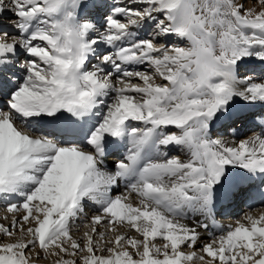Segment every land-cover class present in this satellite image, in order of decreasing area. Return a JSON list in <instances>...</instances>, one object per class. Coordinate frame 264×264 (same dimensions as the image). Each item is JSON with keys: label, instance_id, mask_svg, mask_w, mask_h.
<instances>
[{"label": "bare ground", "instance_id": "bare-ground-1", "mask_svg": "<svg viewBox=\"0 0 264 264\" xmlns=\"http://www.w3.org/2000/svg\"><path fill=\"white\" fill-rule=\"evenodd\" d=\"M232 1L0 0V66L17 80L0 89V264H264V203L241 186L262 170L264 106L224 128L264 101V7ZM70 86L84 132L41 135Z\"/></svg>", "mask_w": 264, "mask_h": 264}, {"label": "rangeland", "instance_id": "rangeland-1", "mask_svg": "<svg viewBox=\"0 0 264 264\" xmlns=\"http://www.w3.org/2000/svg\"><path fill=\"white\" fill-rule=\"evenodd\" d=\"M148 1H150V0H138V2L139 3H141V4H143V5H145L146 3H148ZM157 1H159V0H153V5H155L156 3H157ZM176 1H180V0H176ZM230 1H232V0H230ZM233 3H235V5H237L239 8H238V12L240 13V15H243L244 13H246V12H248V13H250V9H253L255 6H260V7H264V0H234V1H232ZM107 3V2H106ZM126 3V2H125ZM127 5H128V3L127 4H125V7H127ZM140 9H143V8H141V7H139ZM263 9V8H262ZM91 10H95V9H91ZM89 12H90V10H88ZM138 11H140V10H138ZM156 13V15H157V17H159V20H163V14H162V12L161 11H156L155 12ZM100 15V16H99ZM10 14L9 15H7L6 16V18L7 19H9L10 18ZM97 16H99L97 19H100V18H106V17H114L115 16V14H113L111 11H110V9H109V6L107 7V8H105V9H102L101 11H99V14L97 15ZM191 22H193V21H191ZM122 24H124V22H122ZM128 26V25H127ZM95 28V25H92V28ZM93 28V29H94ZM186 28L188 29V30H190L191 28L189 27V24L187 23L186 24ZM198 28V30H196V28L193 30V34L197 37V39H196V43H197V46L199 47V49H198V51H200V53H199V55H198V59H199V61L201 62V63H204V60H205V53H204V48H206L207 47V42L205 41L204 42V40L200 37V35H199V31L201 30V27H197ZM151 30V29H150ZM149 31V28H148V30H146L145 32H144V34L143 35H145V36H149L150 35V33L151 32H148ZM141 32H142V30H141ZM96 33V35H98L99 34V32L98 31H96L95 32ZM148 38V37H147ZM108 51V48L107 49H105L104 51H101V52H99V54L102 56V54L104 53V52H107ZM247 65H248V63H247ZM248 67V66H247ZM237 68H238V70L241 68V66H239V67H236V70H237ZM237 70V71H238ZM149 71H150V73H154L150 68H149ZM155 74V73H154ZM248 74H251V73H248ZM264 74V73H263ZM243 75H246V73H244L243 72ZM155 76V78L159 81V76H156V75H154ZM10 79L12 80V81H14L12 84H13V86H15L16 84H17V80L16 79H13V78H11L10 77ZM7 84H9L10 82H6ZM115 89L116 90H118V88L117 87H115ZM115 90V91H116ZM142 90H143V88H142ZM0 96H2V97H4V95H0ZM107 95L105 94V95H103V99H105V97H106ZM114 97V96H116L114 93H112V95L110 96V97ZM5 97H6V95H5ZM109 97V94H108V96L106 97V99H108V102L110 103V102H112V98H108ZM8 97H6V99H5V101H0L1 103H4V104H9L10 102L8 101L9 99H7ZM233 121V120H232ZM232 121H230L231 122V124H234L237 120H235L233 123H232ZM34 122H32V124H33ZM233 128L235 127L234 125L232 126ZM231 128V127H230ZM237 130H239V129H237ZM236 130V131H237ZM246 132H247V130H244L243 132H242V135H244V134H246ZM108 155H111V154H109V153H107ZM37 264L38 263H41V260H38L37 262H36Z\"/></svg>", "mask_w": 264, "mask_h": 264}]
</instances>
